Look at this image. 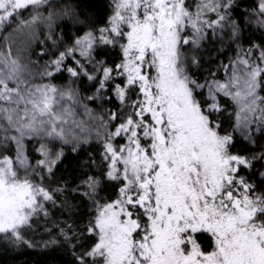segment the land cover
I'll list each match as a JSON object with an SVG mask.
<instances>
[{"label": "snow or ice", "instance_id": "snow-or-ice-1", "mask_svg": "<svg viewBox=\"0 0 264 264\" xmlns=\"http://www.w3.org/2000/svg\"><path fill=\"white\" fill-rule=\"evenodd\" d=\"M236 6L237 0H199L193 10L186 0H115L107 25L67 41L53 32V0H0L6 40L46 24L58 52L40 73L48 82L34 83L11 42L0 51V237L6 243L35 247L26 234L39 217L52 215L48 203L72 210L75 192L91 201L95 215L84 232L60 228V234L69 243L93 234L95 242L70 243L74 264H264V150L237 147L241 138L254 146L256 134L264 136V39L240 46L218 67L224 79L211 69L198 78L201 58L183 50L199 49L225 29L238 41ZM249 15L264 27V0ZM73 24L87 27L78 17ZM109 46L122 50L119 63H109ZM63 72L66 87L51 82ZM85 79L91 96L81 91ZM81 99L101 103L95 129L73 119ZM93 131L104 151L99 163L89 155L86 164L99 174H85L74 189L66 182L45 186L64 155L49 144L58 139L76 151ZM29 138L37 145L30 148ZM109 187L117 189L115 199L105 195ZM204 234L213 239L211 250L197 239ZM58 243L53 237L44 247Z\"/></svg>", "mask_w": 264, "mask_h": 264}, {"label": "trees", "instance_id": "trees-1", "mask_svg": "<svg viewBox=\"0 0 264 264\" xmlns=\"http://www.w3.org/2000/svg\"><path fill=\"white\" fill-rule=\"evenodd\" d=\"M199 0H186V3L194 10V6ZM259 0H237V6L233 9V19H236L242 24V32L240 39L233 40L229 37L228 30L225 29L223 35H212L209 37L210 42L205 41L199 49H193L190 47L188 54L197 55L201 58L202 65L199 69H194V74L197 77L206 76L208 70L216 73V78L224 79L223 71H217L218 67L227 65L229 58H235L239 54L240 46L247 48L252 43H260L264 39V27L255 24L254 16L250 17L252 9L257 7ZM54 10L57 13V21L53 25V32L57 39L61 38V32L64 33L63 39L70 41L73 34L83 35L88 28L103 27L107 25L108 20L113 11V5L111 0H53ZM212 19H215V14H209ZM78 17L80 20L87 22V27L76 24L74 26L73 21ZM9 32L12 29L8 30ZM7 33H0V51H3L7 43H12V54L18 57L21 62L29 69L32 74L34 83L48 82L47 78H42L40 73L43 72V66L46 61L52 59L58 55L56 46L53 45L52 40L48 39V27L46 24L39 25L35 34H28L25 37L23 35H16L12 37L11 41L6 40ZM15 38V39H14ZM49 50V55H41V49ZM188 50V47L185 48ZM194 50L193 52L191 51ZM60 51L63 50L61 47ZM109 58V63L115 61L117 63L122 59V52L119 47L111 48L106 53ZM71 63V61H68ZM53 83L66 87L69 83V74L63 72L56 74L52 79ZM89 82L85 79L80 82L81 91L86 96L92 95V90L87 85ZM113 99L114 96H113ZM84 105H87L90 109H94L95 112L92 116L84 110ZM106 107H114V105H105ZM75 111L74 120L77 122L83 121L89 128L95 129L98 125V121L95 119L97 114L104 115L101 108L100 101L93 103L88 99H81L80 103L73 104ZM227 118V117H226ZM105 119L107 117L105 116ZM2 123V121H0ZM71 121L69 127H71ZM11 134V133H9ZM3 128H0V139L3 138ZM257 135L256 145H247V142L241 138V144L237 147L247 146L249 151H261L264 150V136ZM26 143L30 145H37L36 139L29 138ZM14 142L9 147H13ZM49 146L53 151H59L63 149L64 155L62 159L57 163L54 168L55 175L51 178H46L45 186L49 187H63L64 182L68 184L70 188H75L81 180L86 178V175H98L99 172H93L89 170L86 162L89 155H93L99 163V157L103 154V142L102 139L95 137V132H92V139L81 142L80 148L73 151L72 145L65 144L60 140L51 142ZM8 155H14L13 152H8ZM34 154L30 150L29 156ZM35 159H43V156L36 155ZM35 159L32 163L35 164ZM94 167V166H93ZM259 169V165H257ZM86 174V175H85ZM21 175L24 173L21 171ZM31 179L38 181L36 176H31ZM255 179V178H254ZM258 182V181H257ZM117 189L109 187L105 192L106 196L110 199H115V192ZM71 203L75 205L72 210L68 208H60V204L55 207L49 202L47 207L52 215L50 217H39L38 226L30 233L26 234L27 239L32 240L35 247L31 246H18L14 247L10 243H6L2 237H0V264H74V256L72 254L71 244L78 243H94L95 237L93 234H88L81 237L79 240H73L70 243L64 241L60 234V228H72L73 234L81 233L85 231V225L91 216H94L95 209L93 208L91 201L86 197L77 196L75 192L71 194ZM103 202V201H102ZM58 209H60L58 211ZM51 221V222H48ZM34 222H36L34 220ZM47 229H51V235H49ZM55 239L60 243L55 245H49L44 247L45 242ZM197 239L201 246L205 250H209L212 246L211 238L204 234L198 235ZM80 249L77 248L76 251Z\"/></svg>", "mask_w": 264, "mask_h": 264}, {"label": "rangeland", "instance_id": "rangeland-1", "mask_svg": "<svg viewBox=\"0 0 264 264\" xmlns=\"http://www.w3.org/2000/svg\"><path fill=\"white\" fill-rule=\"evenodd\" d=\"M112 1V5H113V8H114V3H115V0H111ZM112 14H113V11H112ZM111 14V15H112ZM109 21V20H108ZM13 36H14V33H13ZM22 37H25V35H23ZM15 39V38H14ZM187 47V46H186ZM185 47V48H186ZM183 49L184 50V52L187 54V55H190V54H188V51L190 50V47H188V50H186V49ZM121 50V49H120ZM191 51L193 52L194 50H192L191 49ZM121 52H122V50H121ZM115 143H118V144H124V143H126V139H122V138H116V140L114 141ZM103 151H104V149H103ZM101 203H103L102 201H101ZM95 215V214H94ZM206 235H208L209 237H210V234H206ZM211 238V237H210ZM211 241H212V245H213V239L211 238ZM212 247V246H211ZM209 250H211V248L209 249Z\"/></svg>", "mask_w": 264, "mask_h": 264}]
</instances>
